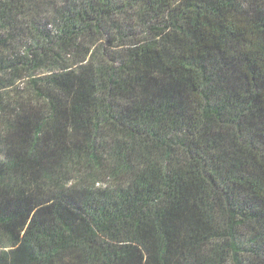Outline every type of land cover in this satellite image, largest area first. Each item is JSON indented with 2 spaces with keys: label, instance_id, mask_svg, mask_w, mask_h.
I'll return each instance as SVG.
<instances>
[{
  "label": "trees",
  "instance_id": "16d2710c",
  "mask_svg": "<svg viewBox=\"0 0 264 264\" xmlns=\"http://www.w3.org/2000/svg\"><path fill=\"white\" fill-rule=\"evenodd\" d=\"M0 264H264V0H0Z\"/></svg>",
  "mask_w": 264,
  "mask_h": 264
}]
</instances>
